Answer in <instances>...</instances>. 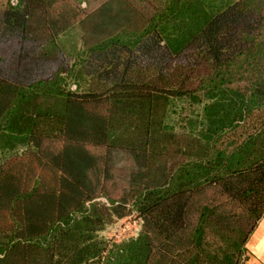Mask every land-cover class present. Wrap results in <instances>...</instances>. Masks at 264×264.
Wrapping results in <instances>:
<instances>
[{
  "label": "trees",
  "instance_id": "trees-1",
  "mask_svg": "<svg viewBox=\"0 0 264 264\" xmlns=\"http://www.w3.org/2000/svg\"><path fill=\"white\" fill-rule=\"evenodd\" d=\"M84 1L0 12V264H243L264 0ZM131 215L136 236L102 235Z\"/></svg>",
  "mask_w": 264,
  "mask_h": 264
},
{
  "label": "rangeland",
  "instance_id": "rangeland-1",
  "mask_svg": "<svg viewBox=\"0 0 264 264\" xmlns=\"http://www.w3.org/2000/svg\"><path fill=\"white\" fill-rule=\"evenodd\" d=\"M91 1V0H90ZM6 0H0V12L4 7ZM83 6H85V1L81 0ZM78 41V32L77 30H71L66 37L62 40V45L64 47H69L75 41ZM140 229V220L134 215L124 217L117 220L114 224L107 227L102 235L110 239L119 241L131 236H136Z\"/></svg>",
  "mask_w": 264,
  "mask_h": 264
},
{
  "label": "crops",
  "instance_id": "crops-1",
  "mask_svg": "<svg viewBox=\"0 0 264 264\" xmlns=\"http://www.w3.org/2000/svg\"><path fill=\"white\" fill-rule=\"evenodd\" d=\"M243 264H264V216L247 238Z\"/></svg>",
  "mask_w": 264,
  "mask_h": 264
}]
</instances>
